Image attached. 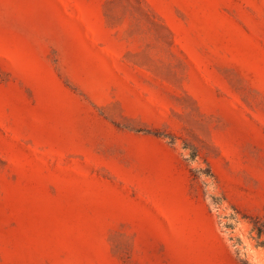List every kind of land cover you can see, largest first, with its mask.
Segmentation results:
<instances>
[{
    "label": "rangeland",
    "instance_id": "1",
    "mask_svg": "<svg viewBox=\"0 0 264 264\" xmlns=\"http://www.w3.org/2000/svg\"><path fill=\"white\" fill-rule=\"evenodd\" d=\"M0 264H264V0H0Z\"/></svg>",
    "mask_w": 264,
    "mask_h": 264
},
{
    "label": "trees",
    "instance_id": "2",
    "mask_svg": "<svg viewBox=\"0 0 264 264\" xmlns=\"http://www.w3.org/2000/svg\"><path fill=\"white\" fill-rule=\"evenodd\" d=\"M258 233H259V235L261 236L262 233H263V230H261V229L259 228V229H258Z\"/></svg>",
    "mask_w": 264,
    "mask_h": 264
}]
</instances>
